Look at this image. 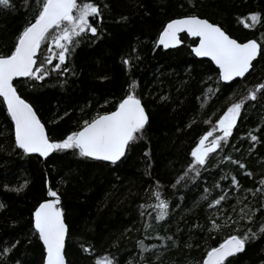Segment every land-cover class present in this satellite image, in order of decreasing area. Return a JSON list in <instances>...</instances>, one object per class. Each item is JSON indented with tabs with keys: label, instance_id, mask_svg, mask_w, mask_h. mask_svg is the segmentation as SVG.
I'll use <instances>...</instances> for the list:
<instances>
[{
	"label": "trees",
	"instance_id": "16d2710c",
	"mask_svg": "<svg viewBox=\"0 0 264 264\" xmlns=\"http://www.w3.org/2000/svg\"><path fill=\"white\" fill-rule=\"evenodd\" d=\"M95 2L103 13L102 21L94 25L101 30L100 37L89 34L81 41L62 66L70 69L67 73L52 71L41 82L24 78L15 82L17 90L35 108L50 137L58 141L78 130L85 119L115 110L130 78L135 79L139 82L137 94L150 115L146 139L116 166L84 160L71 152L56 153L47 160L24 155L15 149L14 123L0 98V203L5 205L0 210V248L20 241L0 264H16L18 260L20 264H43L46 253L34 235L32 214L47 198L48 183L61 193L70 229L67 264H96L109 254L115 256L117 264H200L208 250L237 234V227L257 230L240 219V210L245 205V211L255 209L264 202V197L248 191L260 188L264 179V99L245 104L227 146L210 153L205 167L196 165L199 177L189 169L194 164L191 151L199 139L232 103L264 83V60L258 58L255 70L244 79L225 84L211 61L193 54L191 46L196 39L183 35V46L169 50L156 44L170 19L191 14L222 25L241 42L262 41L264 24L248 29L240 20L250 12H264V0H197L195 9L188 0ZM13 3L16 11H0V54L9 52L16 34L31 19L32 10L25 11L23 0ZM122 16L128 19L122 20ZM124 58L133 61L130 72L122 64ZM250 132L259 138L258 143L248 138ZM148 151L150 156L146 157L144 152ZM228 156L246 168L229 162ZM245 171L253 175L249 177ZM185 172L188 177L176 184ZM233 176L240 183L239 189L232 184ZM156 181L169 201L166 221H157L155 210L147 207L156 203L150 195ZM25 184L20 192L10 190ZM224 192L228 199L216 208L209 207ZM140 205L146 206L143 216ZM225 212L239 223L209 232V217ZM256 219L264 221V216L258 213ZM149 224L152 227L146 229ZM129 228L132 231L125 235ZM161 236L173 240L156 238ZM138 240L157 248L141 252ZM165 243L168 248L163 247ZM82 246H91L92 254L85 253ZM229 259L232 264H264V236Z\"/></svg>",
	"mask_w": 264,
	"mask_h": 264
},
{
	"label": "snow or ice",
	"instance_id": "6c2138e0",
	"mask_svg": "<svg viewBox=\"0 0 264 264\" xmlns=\"http://www.w3.org/2000/svg\"><path fill=\"white\" fill-rule=\"evenodd\" d=\"M188 3L193 9L197 7V0H188ZM22 7L25 11L32 10L31 19L27 20L16 34L9 52L0 54V98L6 105V112L11 122L14 123L15 149L20 150L24 155L36 154L45 160L56 153L71 152L84 160L102 161L109 166H116L123 162L137 149L141 141L146 139L147 128L150 126V115L137 94L138 81L130 78L125 95L115 105V110L103 114L98 112L94 118L85 119L78 130L72 131L58 141L50 137L32 104L21 97L13 83L17 78L41 82L51 75L52 71L67 73L70 69L67 67L62 69V66L66 65L81 41L89 34L97 39L100 37L101 30L94 25L97 21H102L101 6L95 0H81V2L78 0H34V2L23 0ZM104 7L107 8V5ZM0 11H16V5L13 0H0ZM121 19L126 21L128 18L122 16ZM240 23L248 29H253L257 24H264V12H250L241 18ZM181 33L198 38V46L192 51L197 57L210 58L219 70V80L226 84L237 78L244 79L255 70L254 62H257L258 58L264 60V40L238 41L222 25L195 14L170 19L163 27L156 46L162 45L165 49L179 46L182 43ZM54 61L56 63H53ZM122 64L128 72L131 71L133 67L131 59H122ZM104 79L108 77L105 76ZM208 92H213V89H209ZM258 99H264V83L255 85L248 90L247 95L232 103L219 117L213 130L199 139L196 147L191 151L195 164L189 171H194L196 177L200 176V170L196 165L205 167L210 153H215L217 149L227 146L245 104ZM216 131L221 134L214 136ZM209 137H213L210 142ZM248 138L254 144L259 142V138L251 132ZM144 155L149 157L150 151L144 152ZM227 160L238 165L240 169L246 168L244 163L233 160L231 156H228ZM244 174L249 177L253 175L247 171ZM185 177H188V172L177 179L176 184ZM231 179L233 186L239 189L240 183L237 178L233 176ZM259 183L260 188L248 191L253 196L259 194L264 197V179ZM23 187H26V184L10 190L20 192ZM162 187L159 181L155 182V190L150 189V195L155 197L156 203L147 205L155 210L154 218L157 221H166L169 217L170 205L169 201L163 198L160 190ZM172 187H175V184ZM46 188L47 198L39 203L32 214L34 235L42 243L46 253L43 264H67L65 241L70 229L65 222L61 193L54 190L50 183L46 185ZM204 199H207V196ZM227 199L228 193L224 192L214 202H210L209 207L216 208ZM4 207L5 205L0 203V210ZM139 207L140 215L143 216L146 206ZM246 208L247 205L240 210V219H246L248 225L256 226L257 230L253 231L252 227L246 229L237 227L235 229L237 234L230 235L219 246L208 250L200 264H232L229 258L244 252L248 243L264 236V221L256 219L258 213L264 216V202L255 209L245 211ZM238 223V220L228 216L226 212L223 216L215 214L209 217L208 231H219L222 227ZM145 227L151 228L152 225ZM195 227L201 228L199 224ZM131 231L130 228L126 229L124 234ZM156 238L164 241L173 240L171 236ZM137 243L141 252H154L157 248V245L151 247L145 245L143 240H138ZM19 244L20 241L16 240L10 246L0 248V260L10 256ZM163 247L168 248L169 244L165 243ZM82 248L85 253L92 254L91 246H82ZM156 260H160L159 255H156ZM16 264H20L19 260ZM96 264H117V261L114 255L109 254L97 259Z\"/></svg>",
	"mask_w": 264,
	"mask_h": 264
},
{
	"label": "water",
	"instance_id": "95a60500",
	"mask_svg": "<svg viewBox=\"0 0 264 264\" xmlns=\"http://www.w3.org/2000/svg\"><path fill=\"white\" fill-rule=\"evenodd\" d=\"M178 18H180V17H178ZM202 18V17H201ZM211 22V21H210ZM163 31V30H162ZM183 35H186L187 37H189L190 39H196L197 40V43L196 44H194V45H192L191 46V50L193 49V48H195L196 46H198V38H194V37H192V36H190V35H188V34H186V33H181L180 34V39H181V41H182V43L179 45V46H177V47H173V48H168V49H165L162 45H160L161 47H163L165 50H169V49H176V48H179V47H181V46H183V44H184V41H183V39H182V36ZM234 38V37H233ZM236 39V38H235ZM239 41V40H238ZM242 42H245V41H242ZM193 52V51H192ZM193 54H194V52H193ZM195 55V54H194ZM196 56V55H195ZM197 57V56H196ZM197 58H199V59H206V60H209V61H211L210 60V58H206V57H197ZM212 62V61H211ZM213 63V65L217 68V66L215 65V63L214 62H212ZM218 69V68H217ZM247 76V75H246ZM22 79H24V78H17L16 80H14V85L16 86V84H15V82H17V81H20V80H22ZM236 80H242V79H240V78H237ZM236 80H234V81H236ZM234 81H232L231 83H233ZM223 82V81H222ZM223 83H225V82H223ZM231 83H228V84H231ZM226 84V83H225ZM18 91V90H17ZM19 93V92H18ZM20 94V93H19ZM22 97V96H21ZM23 98V97H22ZM25 99V98H24ZM26 100V99H25ZM35 109V108H34ZM147 111V110H146ZM38 115V114H37ZM39 116V115H38ZM40 118V117H39ZM41 122H42V120H41ZM43 123V122H42ZM44 124V123H43ZM47 130V129H46ZM33 155H36V154H33ZM44 159V158H43ZM45 160V159H44ZM66 222V221H65ZM67 239H68V237L66 238V241H65V252H66V243H67ZM67 260V259H66ZM172 264H180V263H172Z\"/></svg>",
	"mask_w": 264,
	"mask_h": 264
},
{
	"label": "rangeland",
	"instance_id": "374dc122",
	"mask_svg": "<svg viewBox=\"0 0 264 264\" xmlns=\"http://www.w3.org/2000/svg\"><path fill=\"white\" fill-rule=\"evenodd\" d=\"M78 2H80L79 0H78ZM216 126V123L212 126V128L209 130V131H212L213 130V128ZM221 133H219V131H216V132H214V136H216V135H220ZM213 139V137H209V142L211 141ZM207 143V142H206ZM193 163L195 164V161H193Z\"/></svg>",
	"mask_w": 264,
	"mask_h": 264
}]
</instances>
